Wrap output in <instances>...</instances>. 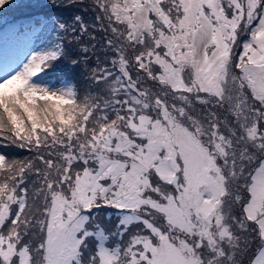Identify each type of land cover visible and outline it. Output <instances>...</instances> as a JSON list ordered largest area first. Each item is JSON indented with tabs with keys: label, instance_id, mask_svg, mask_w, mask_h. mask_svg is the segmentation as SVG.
Instances as JSON below:
<instances>
[{
	"label": "snow or ice",
	"instance_id": "6c2138e0",
	"mask_svg": "<svg viewBox=\"0 0 264 264\" xmlns=\"http://www.w3.org/2000/svg\"><path fill=\"white\" fill-rule=\"evenodd\" d=\"M0 25V264H264V0H0Z\"/></svg>",
	"mask_w": 264,
	"mask_h": 264
},
{
	"label": "rangeland",
	"instance_id": "374dc122",
	"mask_svg": "<svg viewBox=\"0 0 264 264\" xmlns=\"http://www.w3.org/2000/svg\"><path fill=\"white\" fill-rule=\"evenodd\" d=\"M10 13H7L6 15L9 16ZM88 18H91L90 15ZM5 27L0 32V62L11 60L16 57H22L24 55V53L20 51L22 47L21 44L15 40L14 37L4 31ZM9 151L13 152L16 156L21 152L19 149H9Z\"/></svg>",
	"mask_w": 264,
	"mask_h": 264
},
{
	"label": "trees",
	"instance_id": "16d2710c",
	"mask_svg": "<svg viewBox=\"0 0 264 264\" xmlns=\"http://www.w3.org/2000/svg\"><path fill=\"white\" fill-rule=\"evenodd\" d=\"M20 2H23V0H20ZM40 2L42 3L43 0H40ZM37 10L38 9L32 8V7H21L19 9H16V10L12 11L8 17H9V19L19 18L21 16H25V15H28V14L35 13ZM57 11L61 15L71 16L75 12V9H71V10H57ZM4 26L5 25H0V28H2ZM71 69H72V66H71L70 62L66 61L64 64H61L60 67L56 70V74L59 75L61 73V71H63V73L65 75L72 76L73 73H72ZM75 75L77 77L79 76L78 71L75 73ZM27 155H28L27 152L21 151L18 156L19 157H24V156H27Z\"/></svg>",
	"mask_w": 264,
	"mask_h": 264
}]
</instances>
